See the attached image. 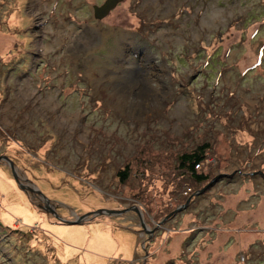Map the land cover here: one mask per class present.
Instances as JSON below:
<instances>
[{"label":"rangeland","instance_id":"1","mask_svg":"<svg viewBox=\"0 0 264 264\" xmlns=\"http://www.w3.org/2000/svg\"><path fill=\"white\" fill-rule=\"evenodd\" d=\"M104 1L0 0V264H264V0Z\"/></svg>","mask_w":264,"mask_h":264},{"label":"trees","instance_id":"2","mask_svg":"<svg viewBox=\"0 0 264 264\" xmlns=\"http://www.w3.org/2000/svg\"><path fill=\"white\" fill-rule=\"evenodd\" d=\"M210 147V144L203 142L202 144L198 145L193 151L180 154L178 157V168L189 175L193 181L202 182L207 177L203 174H198L195 166H201V164L205 162L206 157L208 156L207 152L209 151ZM124 172H126V170L118 173V177L121 181H123L122 179H124L126 176ZM182 203L178 204L174 209H176L179 205H182ZM170 212L164 213L162 217H165Z\"/></svg>","mask_w":264,"mask_h":264},{"label":"water","instance_id":"3","mask_svg":"<svg viewBox=\"0 0 264 264\" xmlns=\"http://www.w3.org/2000/svg\"><path fill=\"white\" fill-rule=\"evenodd\" d=\"M122 0H105L101 5H93V7H92V9H93V14H94V17L97 19V20H102L105 16H107L108 14H109V12L111 11V10H113L115 7H116V5L118 4V3H120ZM0 160H5V161H7L8 162V164L10 165V167H11V170H12V173H13V176L15 177V179L17 180V175H16V172H15V170H14V166H13V162H11L10 160H9V158L8 157H6V156H1L0 157ZM214 179H216V178H214ZM214 179L210 182V184L214 181ZM209 185V184H208ZM22 187V186H21ZM206 187V186H205ZM204 187V188H205ZM203 188V189H204ZM202 188L200 189V190H198V191H196V194H198L199 192H201L202 190H203ZM45 199V202L48 204V200L46 199V198H44ZM188 201L189 200H187V202L185 203L186 205H187V203H188ZM186 205H184V206H186ZM139 209H141L140 207H139ZM181 209V205L179 206V207H177L176 209H174L172 212H170L169 214H167L164 218H163V220H166V219H168V218H170V216L173 214V213H175V212H177L178 210H180ZM126 210H128V211H130V210H134V211H136V212H138L139 213V210L137 209V208H132V209H126ZM99 213H107V214H116V212H114V211H108V210H99V211H97V212H93V213H91L92 215L94 214V215H97V214H99ZM91 214H86V215H83V216H81V217H79V218H77L76 220H73V221H63V220H60L58 217H56L57 219H58V221L59 222H62V223H64V224H78V223H81L82 221H84L85 219H87L89 216H91ZM163 220H161V222L163 221ZM143 226H145V225H143Z\"/></svg>","mask_w":264,"mask_h":264},{"label":"crops","instance_id":"4","mask_svg":"<svg viewBox=\"0 0 264 264\" xmlns=\"http://www.w3.org/2000/svg\"><path fill=\"white\" fill-rule=\"evenodd\" d=\"M180 206V205H179ZM163 220V219H162ZM196 221H197V218L194 220V221H191V223H189V229H191V231L193 230V228H191V227H193L194 226V224L196 223ZM163 222H165V220H163ZM193 225V226H192ZM148 228V227H147ZM146 232H147V234H148V237H149V242H151V240L154 238V235L156 234V233H154V230L151 228V229H147L146 230ZM139 236V235H138ZM147 241V242H148ZM148 242V243H149ZM140 264H148L147 263V258H143L142 260H141V262H140Z\"/></svg>","mask_w":264,"mask_h":264},{"label":"bare ground","instance_id":"5","mask_svg":"<svg viewBox=\"0 0 264 264\" xmlns=\"http://www.w3.org/2000/svg\"><path fill=\"white\" fill-rule=\"evenodd\" d=\"M147 63V62H146ZM148 66V65H147ZM147 70V67H143V71H146ZM123 80H124V78H123ZM128 80V79H127ZM119 82V81H118ZM121 82V81H120ZM119 84V83H118ZM134 84H132V86H133ZM118 86V85H117ZM128 87V86H127ZM126 87V88H127ZM123 89V88H122ZM135 89V88H134ZM137 89V88H136ZM124 91H126V90H124L123 89V91H122V93H124ZM124 96V95H123ZM123 96H122V98H123ZM126 97H127V95H126Z\"/></svg>","mask_w":264,"mask_h":264},{"label":"flooded vegetation","instance_id":"6","mask_svg":"<svg viewBox=\"0 0 264 264\" xmlns=\"http://www.w3.org/2000/svg\"><path fill=\"white\" fill-rule=\"evenodd\" d=\"M16 181H17L18 185L21 186V185H20V181L18 180V178H17ZM191 194H194V193H191ZM191 194H190V195H191ZM189 198H191V196H190ZM188 200H189V199H188ZM190 201H191V200H190ZM190 201H189V202H190ZM178 207H179V206H178ZM133 208H134V207H133ZM135 208H136V207H135ZM157 223H158V222H157Z\"/></svg>","mask_w":264,"mask_h":264},{"label":"built area","instance_id":"7","mask_svg":"<svg viewBox=\"0 0 264 264\" xmlns=\"http://www.w3.org/2000/svg\"><path fill=\"white\" fill-rule=\"evenodd\" d=\"M191 191H192V190H191ZM191 191H190V192H191ZM190 192H189V193H190ZM189 193H188V194H189ZM188 194H187V195H188Z\"/></svg>","mask_w":264,"mask_h":264}]
</instances>
